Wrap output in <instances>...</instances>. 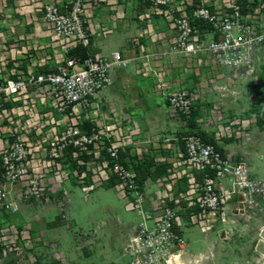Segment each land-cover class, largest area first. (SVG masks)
<instances>
[{
  "label": "built area",
  "instance_id": "obj_1",
  "mask_svg": "<svg viewBox=\"0 0 264 264\" xmlns=\"http://www.w3.org/2000/svg\"><path fill=\"white\" fill-rule=\"evenodd\" d=\"M85 1L67 0L61 8L47 3L40 9L44 23L66 45L55 70L27 71L24 76L0 82V136L6 134L7 139L0 147V209L17 214L19 204L43 205L50 201L49 194L53 191L59 193L55 201L61 214L67 196L61 183L73 180L87 196L114 178L117 182L113 188L124 200L125 208L140 217L121 250L126 263L169 264L175 257L189 260L193 255L188 254L182 227L194 225L202 232L214 230L217 221L226 223L228 212L244 216L264 200V181L250 179L242 161L204 141L197 129L189 126V121L194 119L199 130L216 124L215 141L236 135L245 144L246 135L244 131L234 133L233 123L218 124L219 106H214L206 119L193 117L197 95L186 88L168 91L164 71H152L144 64L155 77L154 89L164 98L167 117L178 120L182 134V151L176 162L156 180L161 188L156 198L147 195L145 188L149 182L139 183L126 157V147L134 145L129 136L105 124L96 130H81L85 111L111 84V70L129 63L118 52L111 53L110 58L95 53L83 59L67 56L69 49L77 45L92 47L84 21ZM172 2L175 0H152L151 9L157 11L158 6ZM191 6L192 0H182L175 9L177 16L168 13L173 35L166 54L182 55L188 63L195 62L196 69L210 65L215 74L219 73L218 68H251L253 54L264 40V32L257 34L252 24L255 15H243L235 4L227 5L228 13L205 5L189 11L187 8ZM201 23L208 27V32L201 34V26H195ZM208 35L209 40L201 38ZM143 70L144 67L137 72ZM30 87L39 102L48 105L45 113H40L26 96ZM17 101H20L17 112L14 107L5 106ZM16 117H21L20 121ZM4 122L7 127L1 126ZM223 178L230 179V186L220 182ZM176 182L183 184L184 189L174 190ZM4 244L0 237V261L15 249Z\"/></svg>",
  "mask_w": 264,
  "mask_h": 264
},
{
  "label": "crops",
  "instance_id": "obj_2",
  "mask_svg": "<svg viewBox=\"0 0 264 264\" xmlns=\"http://www.w3.org/2000/svg\"><path fill=\"white\" fill-rule=\"evenodd\" d=\"M66 1L0 0V82L8 77L24 76L27 71L43 73L40 70L56 69L66 45L44 23L40 9L47 3H54L61 8ZM85 3L84 21L93 52L106 58H110L111 53L118 52L123 59L129 60V63L124 68L114 67L111 70V84L95 97L91 109H87L83 118L96 127L102 126L97 119L101 110L105 125L110 126L112 130H119L123 136H129L134 142V145L126 147L129 162L147 165L151 172L156 167L165 166L166 172L182 151V143L176 142L180 128L178 120L167 117L164 98L155 92V77L145 69L146 66L149 65L152 71H164V80L169 85L168 91L186 88L195 93L198 97L195 102L196 115L202 112L197 106L198 102L203 101L206 96L211 99L213 90L222 86V83L216 80L218 74L213 72L210 65L196 69L195 62L188 63L182 55L166 54L173 35L168 26V13L176 2L160 5L157 11L151 9L152 0H86ZM143 67L144 72H137ZM220 71L218 68V72ZM207 91H211V95H206ZM26 96L34 102L40 113L48 111V105L39 102L31 87L28 88ZM5 106L14 107L17 112L20 109V101L7 103ZM214 106H218V103L211 105L207 115H203L204 119L210 115ZM16 118L17 121L21 119ZM1 126L7 127L8 124L4 122ZM200 129L213 138L212 128L202 126ZM33 132L31 130V137ZM155 139L158 142H153ZM6 140V134H1L0 147ZM214 142L219 144L217 146L221 151L231 157L227 153L230 144L221 145L222 139ZM239 152L241 156H246L247 152L244 150L240 149ZM162 176L145 179L149 182L145 193L153 199L161 189L156 185V180ZM71 182L72 180L65 181L60 186L67 193L66 206L71 201L65 186H72ZM151 187L154 189L151 190ZM176 189L181 191L184 185L176 182L174 190ZM49 196L50 201L41 206L19 204V210L25 208L27 212H33L36 218L44 219V224L40 225L43 236L55 238L62 234V226L59 223L62 222L61 218L67 219V215L57 214L54 201L57 196L53 191ZM68 214L70 216L69 211ZM23 218L24 216L21 219ZM235 220V215L228 212L225 225H231ZM72 224L76 226L73 221ZM92 225L91 237L85 241L89 251L86 256L77 258L78 264L112 262L114 246L117 244L118 247H123L133 225L129 227L116 215L115 218L102 219L99 224ZM108 225H112L110 229L113 230V240L109 239L110 236L105 231Z\"/></svg>",
  "mask_w": 264,
  "mask_h": 264
},
{
  "label": "rangeland",
  "instance_id": "obj_3",
  "mask_svg": "<svg viewBox=\"0 0 264 264\" xmlns=\"http://www.w3.org/2000/svg\"><path fill=\"white\" fill-rule=\"evenodd\" d=\"M181 1L175 0L176 3L171 6L169 13L173 17L177 16L175 9L181 6ZM231 4L239 5L240 9L244 7L246 9L244 14H254L255 19L252 24L257 29V34L264 32V0H192V6L187 9L190 11L193 5H205L210 9L228 13L230 9L227 5ZM195 26L199 28L196 24ZM204 31L208 32L206 25H202L201 34H204ZM201 38L205 41L209 40L210 36ZM252 61L251 68H222L216 78L222 86L213 90L214 95H211V91L205 92L212 98L206 96L203 101L198 102L197 106L202 112L197 116L207 115L206 112L211 109V105L218 103L220 107L218 124L225 126L233 123L234 133L240 134L244 131L246 135H244L245 144L240 138H236V135L230 139L223 138V143L220 144H230L227 153L245 164L250 179L264 181V118L261 119L260 116V112L264 109V88L261 87V84H264V40L255 50ZM97 119L100 125L104 124L101 110ZM85 121L87 120H82L81 126L85 125ZM210 128L213 135L216 124ZM181 136V133L176 136L178 144L182 143ZM240 149L247 152L246 156L239 154ZM220 182L226 187L231 183L227 178L220 179ZM71 184L72 186L69 184L65 186L69 191L71 203L67 206L65 204L66 207L64 206V212L61 214L56 205L57 214L67 215V219L61 218L62 222L59 224L62 226V234H58L55 238L43 236L40 225L44 224V219L36 218L33 212L29 213L23 208L17 214L11 215L0 209V237H3L4 245L15 248L1 259L0 264H78L77 258L86 256L89 251L85 241L91 237L92 224H99L102 219L115 218V215L129 227L139 221L140 217L135 211L125 208V202L118 196L116 188H106L103 185V188L95 189L85 196L73 180ZM152 189L154 187H151ZM58 194L56 192L55 196ZM248 214L236 215V220L231 225L217 221L214 230L208 229L205 232L194 225L182 227L188 254L193 255L183 262L185 264H264V200H260L259 205ZM181 215L186 217V213L181 212ZM71 220L76 224L75 227L72 226ZM111 226H106L105 231L109 234V239L113 240ZM121 250L122 247L116 244L112 255L113 261L104 264H127L125 258L121 256ZM43 259L48 261L44 262Z\"/></svg>",
  "mask_w": 264,
  "mask_h": 264
},
{
  "label": "trees",
  "instance_id": "obj_4",
  "mask_svg": "<svg viewBox=\"0 0 264 264\" xmlns=\"http://www.w3.org/2000/svg\"><path fill=\"white\" fill-rule=\"evenodd\" d=\"M197 6V5H196ZM193 7H195V5H193ZM246 11V9L244 7L241 8V13L244 14V12ZM205 25V24H197V26H201ZM89 54H94L93 49L91 46L88 47H83L82 45H77L74 48L69 49L67 56H77L80 59L85 58L87 55ZM264 70V67H263ZM41 72H46V71H50V70H40ZM39 71V72H40ZM261 80V79H260ZM261 87L264 88V84H261ZM196 111H193V117L196 116ZM260 116L261 119L264 118V109H262V111L260 112ZM85 125L81 126V130L84 132H88L90 130H96L97 128L95 127L94 124L85 121L84 123ZM189 126L191 128L197 129V134L206 142L211 143L215 146L216 143L214 142L213 138L209 137L208 135H206V133L202 132L201 130H199L197 128L196 123L194 122V119L189 121ZM217 148L220 150V148L217 146ZM71 149H68V153H70ZM122 158V157H121ZM67 162L69 163V160H67ZM130 164L132 165L133 170L136 172L137 174V179L139 181V183H143L145 181L146 178H152L155 179L157 177L162 176L165 173V166H159L156 167L153 172L150 171L149 166L147 165H142V164H136L133 163L132 161L130 162ZM116 180L114 178H111L108 183L105 184L106 188H113L116 184ZM59 219V218H58Z\"/></svg>",
  "mask_w": 264,
  "mask_h": 264
},
{
  "label": "bare ground",
  "instance_id": "obj_5",
  "mask_svg": "<svg viewBox=\"0 0 264 264\" xmlns=\"http://www.w3.org/2000/svg\"><path fill=\"white\" fill-rule=\"evenodd\" d=\"M169 264H185L180 257L173 258Z\"/></svg>",
  "mask_w": 264,
  "mask_h": 264
}]
</instances>
